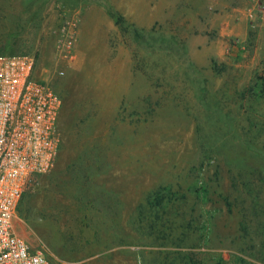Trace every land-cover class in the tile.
Masks as SVG:
<instances>
[{"label": "rangeland", "instance_id": "374dc122", "mask_svg": "<svg viewBox=\"0 0 264 264\" xmlns=\"http://www.w3.org/2000/svg\"><path fill=\"white\" fill-rule=\"evenodd\" d=\"M133 3L0 0V55H35L63 98L31 225L56 264H264V0H140L141 24ZM87 8L109 48L86 51Z\"/></svg>", "mask_w": 264, "mask_h": 264}, {"label": "built area", "instance_id": "2783aa9c", "mask_svg": "<svg viewBox=\"0 0 264 264\" xmlns=\"http://www.w3.org/2000/svg\"><path fill=\"white\" fill-rule=\"evenodd\" d=\"M67 32L71 54L79 32ZM62 107L59 83L39 75L35 55H0V264H56L49 258L52 235L31 219L45 203L61 152Z\"/></svg>", "mask_w": 264, "mask_h": 264}, {"label": "crops", "instance_id": "0c3cea01", "mask_svg": "<svg viewBox=\"0 0 264 264\" xmlns=\"http://www.w3.org/2000/svg\"><path fill=\"white\" fill-rule=\"evenodd\" d=\"M134 4L135 3H133V5ZM124 5H125V2H124ZM124 5L122 7H124ZM125 8H126V5H125ZM128 9H129L128 11L129 13L130 8ZM141 9L143 10L144 20L146 19L150 20V23H153L157 20L156 12L151 13L150 8H147V6L146 7L143 6V8H141L140 0H136L133 13L129 15V17L133 16V21L135 24L142 23L141 18H140V13H142ZM136 11H138L137 14H136ZM75 21H76V24L80 22L79 32H80L81 38L84 39L85 37L86 40L90 41L86 51H91V50L96 51L97 49H100V47H104L105 49H107V47L109 46L108 45V32H109V29L112 26H114V21L111 19L106 9L87 8L82 13L81 17L76 18ZM232 32H234V30L233 31L230 30L229 34H231Z\"/></svg>", "mask_w": 264, "mask_h": 264}]
</instances>
